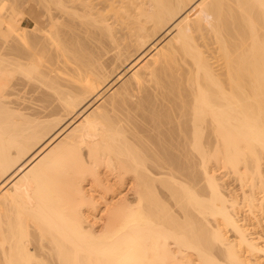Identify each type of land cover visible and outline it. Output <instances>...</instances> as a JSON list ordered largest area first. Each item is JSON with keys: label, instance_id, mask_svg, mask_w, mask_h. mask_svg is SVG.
Listing matches in <instances>:
<instances>
[{"label": "bare ground", "instance_id": "1", "mask_svg": "<svg viewBox=\"0 0 264 264\" xmlns=\"http://www.w3.org/2000/svg\"><path fill=\"white\" fill-rule=\"evenodd\" d=\"M118 1L0 0V264H262L264 0Z\"/></svg>", "mask_w": 264, "mask_h": 264}, {"label": "rangeland", "instance_id": "2", "mask_svg": "<svg viewBox=\"0 0 264 264\" xmlns=\"http://www.w3.org/2000/svg\"><path fill=\"white\" fill-rule=\"evenodd\" d=\"M93 2V4H95L96 5V9L97 10H100V12H101V15H107V13H111L112 12V10H111V6H109V4L111 3V2H106V0L104 1V0H92ZM115 1H117V0H114V2ZM126 1V0H125ZM124 0H120V3H119V1L116 3V6H117V4H123V2H124V4L125 5H127L126 4V2H125ZM113 2V1H112ZM124 4H123V6H124ZM110 7V8H109ZM119 7V6H118ZM114 8H117V7H114ZM57 13V12H56ZM53 14H55L54 12H53ZM57 15V14H56ZM56 15H54V16H56ZM26 18H22L21 19V21H20V26L21 27H23V28H29L30 27V23H29V21L26 19ZM170 38V36H166L165 38H163V40H162V43L163 42H165L166 41V39H169ZM162 43H161V45H162ZM154 45V44H153ZM151 47H152V45H151ZM148 49H150V48H148ZM54 54V55H53ZM53 55V56H52ZM53 57L52 59L54 60L56 57L55 56H58V54L57 53H55V52H50V56L49 57ZM51 59V61H52V63L54 62L53 60ZM59 58L57 57V59H55V62L58 60ZM215 61V60H214ZM53 63V64H56V66L58 67L59 66V62L57 61L56 63ZM58 64V65H57ZM211 64H212V66L214 67V68H216V62H213V60H211ZM60 65H62V63H60ZM63 67H65L64 69L62 68L61 69V66H59L58 68H60L61 70H66V71H68L67 73H71L72 71H69L70 69V67H66V65L65 66H63ZM68 70H67V69ZM69 73V74H70ZM71 75V74H70ZM128 76V75H127ZM127 76L126 77H124L125 79L127 78ZM122 79V81L120 82V83H118L119 85L123 82V80H125V79ZM67 82V81H66ZM70 83H72L73 84V82H70ZM99 84V82H96V83H93V84H91V90H96V89H94V88H96V86ZM116 85V86H119V85ZM8 88V102H9V107L10 108H12L13 110H15V111H19V113H22L23 115H25L26 117H29V118H31V120H38V118H39V121H44L45 120V122H52L53 120H56V121H58L59 119L60 120H62L64 117V114H63V112H60V111H62L61 109H60V107L58 106V107H56L55 105L56 104H58V103H55V102H53V101H51L52 102V104L54 105V103H55V105L53 106L51 103H50V99L48 100H46L45 98H47L48 96L47 95H45V94H43V90H41L42 92H40V90H38V89H40V88H38L37 86H33L32 84H29V83H27L26 81H24V80H22V79H20V78H16V79H13V80H11V82L9 83V87H7ZM37 89V90H36ZM115 89V87L113 88V90ZM113 90H111V91H113ZM40 92V93H39ZM44 93H46V92H44ZM111 93V92H110ZM41 95H42V97H41ZM108 95H109V91H108V89L106 90V91H102L100 94H99V96H101V98L100 99H102V98H106L107 99V97H108ZM44 96V97H43ZM47 96V97H46ZM43 98V99H42ZM100 99L98 100V101H100ZM105 99V100H106ZM43 100H45V102H42ZM47 101V102H46ZM97 101V102H98ZM103 100H101L100 101V103L102 102ZM97 102H95V103H93L90 107H89V109H87V111H86V113L85 114H87V112L88 111H90V110H92L91 108H93V106L94 105H96V103ZM49 104V105H47L46 106V104ZM97 104H99V103H97ZM45 107H47L45 110L43 109V108H45ZM56 109H55V108ZM96 106H94V108H95ZM43 110L45 111V112H43ZM42 111V112H41ZM41 112V113H40ZM38 113H40L39 115H38ZM42 114V115H41ZM43 114H45V115H47V114H49V116H45V117H42L43 116ZM37 115H38V117H37ZM63 115V116H62ZM39 116H41L42 117V119H41V117H39ZM63 117V118H62ZM37 118V119H36ZM41 119V120H40ZM48 120V121H47ZM80 121L81 120V117L80 116H78L76 119H74L73 120V122H72V124H77L76 122L77 121ZM78 121V122H79ZM172 164H174V165H176V164H179V166L178 165H176V168L177 167H179V169H176V170H179L180 171V168L182 169V168H184L185 166H186V164H185V166H184V163H172ZM183 164V165H182ZM188 166L190 165L189 163L187 164ZM173 168H174V166H172ZM197 167V166H196ZM198 169V167L196 168V170ZM215 170V169H214ZM197 171H199V169L197 170ZM216 171V170H215ZM221 171L222 170H220V171H216V176L219 178H221L222 176H223V174L225 175V173H224V171H222V173H221ZM262 177H263V179H264V165H263V167H262ZM227 175V174H226ZM228 176L229 175H227V176H225V179H222L223 181H225L226 183V185H225V188H224V190L225 191H227V192H229V193H233V194H235V195H237L238 197L240 196V188H239V185H238V183L235 181V183H234V178L232 179V177H230V178H228ZM227 177V178H226ZM221 180V181H222ZM9 186V185H8ZM250 224H251V227H255L256 225H254L253 224V222H250ZM253 224V225H252ZM253 227V228H254ZM257 229V230H256ZM255 233L257 234V235H261L262 234V232H263V234L262 235H264V229L261 231L259 228H255ZM260 231H261V233H260ZM259 233V234H258ZM220 259V258H219ZM221 260L222 259H220V262H221ZM260 262L262 263V264H264V257H263V259H260Z\"/></svg>", "mask_w": 264, "mask_h": 264}]
</instances>
